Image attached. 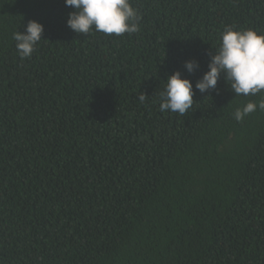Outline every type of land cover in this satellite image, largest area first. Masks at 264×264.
Listing matches in <instances>:
<instances>
[{
    "label": "trees",
    "instance_id": "trees-1",
    "mask_svg": "<svg viewBox=\"0 0 264 264\" xmlns=\"http://www.w3.org/2000/svg\"><path fill=\"white\" fill-rule=\"evenodd\" d=\"M130 2L139 31L116 36L74 32L65 0H0V264H264V111L233 116L264 92L195 89L226 26L264 33V0ZM176 71L186 115L160 111Z\"/></svg>",
    "mask_w": 264,
    "mask_h": 264
},
{
    "label": "clouds",
    "instance_id": "clouds-1",
    "mask_svg": "<svg viewBox=\"0 0 264 264\" xmlns=\"http://www.w3.org/2000/svg\"><path fill=\"white\" fill-rule=\"evenodd\" d=\"M65 4L75 9L69 13L67 24L76 33L90 34L94 30L106 35L121 36L139 31L142 17L130 0H65ZM43 31V24L31 20L24 33L16 31L13 34L21 59L32 56L42 40ZM185 67L191 73L199 68V63L190 60ZM208 68L195 84V89L202 94L215 89L221 75L236 97L264 92V33L251 28L226 26L221 33L219 47L215 48V53L210 57ZM159 95L162 100L160 111L186 115L196 103L193 99V83L183 78L180 71L169 75L164 91ZM146 97L142 93L138 100L144 102ZM257 108L264 111V99L258 104L249 101L242 108H237L233 113L234 119L243 121Z\"/></svg>",
    "mask_w": 264,
    "mask_h": 264
}]
</instances>
